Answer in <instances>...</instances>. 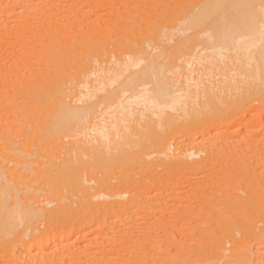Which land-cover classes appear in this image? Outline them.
Masks as SVG:
<instances>
[{
	"label": "rangeland",
	"instance_id": "374dc122",
	"mask_svg": "<svg viewBox=\"0 0 264 264\" xmlns=\"http://www.w3.org/2000/svg\"><path fill=\"white\" fill-rule=\"evenodd\" d=\"M178 1L179 3L181 1L182 5L189 0H184V2H182V0ZM192 1L190 3H192ZM195 1L197 0H194L193 2ZM179 3L178 5L181 6ZM187 5H182L183 8L181 7V9L177 6L179 11L176 10V13L174 12L175 14L173 12H167L166 14L164 11L165 15L162 12L161 15L164 17H160L161 20H164L166 17L169 18L168 20H166V18L165 21L160 20V12L157 10L159 7H164L152 5L153 7H149V9L147 8L144 10V13L141 14V12H143L142 10L136 14L134 17L136 20L133 18V21L131 20L132 22L130 19L128 20L126 18L128 21L127 23L130 22V25L125 22L126 19H121L122 22H120V20H117L116 16H112L117 14V9H109L110 7L108 6L103 9V6L101 7V5L91 8L88 7L82 17L78 19V22L73 18V22L71 21V24H67L68 27L69 25L71 27H67L69 30H65L66 33L70 31L71 33L69 32L67 34L73 35L71 37H74L76 39L74 40L78 41V43L80 42L81 44L83 40H80L83 38L84 34H88V30L91 31L89 32V36L93 41H96V39L98 41L100 39L101 41L103 37H106V39L104 38V40H102L105 42L102 43V47L104 48L105 46V51L108 50V52L104 51V57H107L105 64L111 67L118 65V69L122 65L121 67L124 72H120L118 79L119 82L112 84V86H106V89L102 90L104 92L101 90L96 91L94 87L92 88L96 92L94 90V92H92V88L88 87V85L91 87V84L87 83V86L83 85L85 83L82 81L85 79L83 76L81 81L84 83L73 86V84L77 83V79L80 78V73L74 69L76 68L75 66H72L73 69L70 67V71L74 72V77L76 75V78L77 76L78 78H72L73 81H70L69 79L70 84L68 82V87L70 91H68L69 95L67 96V101L69 100L70 103L72 102L71 105L75 110L78 109L80 112L78 114L79 117L74 119L72 124L73 126L71 127L73 129H70L71 132L64 131L59 135H55L52 137L51 141L42 139L39 144V147L42 148L43 152L47 155L44 159L49 160V163L51 164L49 173L51 179L53 180L58 178L60 176L59 174L61 169H63L65 177L58 179L56 183L58 185V190L62 188V190L65 191V187L70 186L71 182H74L75 184L77 179L82 178L86 185L92 186L93 184H96L97 186H101V189L103 188L102 190L105 193L110 191L109 186H111V184L122 185L126 183V181H131L140 189L145 185L143 190H141L145 193H151V204H158V207L154 210H151L150 205L143 204V208L139 211L137 209L141 206H139V204H135L130 210H135L134 214L131 212L124 214L122 216L123 218H109V226L106 228L97 232H92L95 228L88 227L84 231L74 234L71 239H67V246H71V244H80L84 239H87L94 245L99 246L103 241L108 242L112 238H114L117 243L122 245L124 243L130 245V248H125L117 252H109L108 254H104L102 252L98 253L96 259H101V255L103 257L104 255L106 256V260L102 262L103 264H115V260L116 263L120 262L121 264H249L246 252L251 246L254 248V254L260 250L264 255V245H262V243L256 238V236L264 230V141H262V139H264V135L261 132L256 133L255 129H253L252 132L254 133L251 135L247 134V128H252V119L249 115L246 116V122L248 124L245 125L241 119V117H244L242 115L245 113L240 112L234 114L230 120L232 124L229 127L233 130V133L229 135L225 133H222L219 136L214 135L213 138L216 140L218 138H225V140H228L229 142L224 147L220 144L216 146V149L210 154L211 158H214L211 162H208V159L207 161L201 159L202 157H207V155L203 153L200 155L194 153L193 156L184 158L192 162L193 165L181 168L177 170V172L173 173V176L177 178V180L172 181L171 185L169 187L167 186V190L163 193L160 189L161 185L158 182H155L154 179L167 180L168 174H166L162 168H159L158 170L148 168V166L144 163L145 161H143L144 158H141L142 161L139 162L141 164L140 166L136 165L130 156L131 153L137 149L144 156V154L147 155V152H151L149 150L154 151L155 148H157V146H154L156 143L154 141H157L158 137L164 133L163 130L166 131L167 125L165 127H161V125H163V121L161 120L164 119L162 118L164 115L166 119L170 118L169 120H171V115L172 119L173 117H176V123L179 122V120L188 122L197 117L199 118L205 115H213L216 109L226 108L230 102L238 98V95L245 93V89L248 87L251 88L255 82L264 84V80L257 76L259 73L253 59L252 53H254L256 44H251L252 46L248 45L244 49H233L234 53H232L229 49V51H227L225 48L220 47V45L216 46L217 43H215L213 32L211 30L208 31L207 26L206 28L202 27L200 29H196L194 27L191 29L189 28L191 27L190 25H192H189L191 17L199 11H197V9H200V7H195L196 3L189 6ZM261 8L264 10V6L259 7V10ZM87 9L89 10V14ZM155 11L158 14H155ZM150 12L151 15L149 16ZM181 13H183L182 16ZM145 14H148V16ZM171 14L174 15V17L179 15L177 18L178 21L176 18L174 19L172 17L174 20L173 22V20L170 19L172 16ZM99 15H102L103 17H100L101 20L97 25H93V23L89 22L87 18L88 16L97 18ZM157 15L158 19L156 18ZM152 17L157 21H153L154 19L151 20ZM166 21L168 23L169 21H172L171 26L169 24V26H167ZM133 22L134 24H132ZM78 23L80 25H78ZM87 23H89L90 27H88ZM143 23H145L147 28ZM161 23L163 25L165 24V28L162 27L163 25ZM262 23L264 24V21H262ZM115 25L118 27H115ZM125 25L128 26L126 27ZM131 25L133 27L130 28ZM95 26L98 27V30L95 29ZM154 26L156 28H154ZM157 26L159 27L157 28ZM85 27L88 28L86 29ZM120 27L125 29H121ZM263 28L264 25L261 30ZM110 29L113 31L112 33L109 32ZM126 29L129 32H127ZM153 29L156 31L154 32ZM106 30L109 32V35H107V32L105 33ZM119 30L120 32H118ZM123 30L127 34H125ZM134 31L138 35H142L141 39H138L140 36L137 37ZM140 31H142V33H140ZM95 33L97 36H95ZM210 33H212V36H209ZM103 34L107 36H104ZM118 34L121 36L127 35V37L125 36L126 39L130 37V39H132L135 43L137 40L138 42L140 41L138 44H132V41H128L129 39L127 40L129 42L128 43L125 41L126 39L123 38V36L121 37V39H124L126 42V46L132 44V50L134 48L133 46L139 47V49L138 47L134 48L135 52L131 55L136 54L138 50L139 53H141V51L143 53H138L137 56L125 55L127 57H125L124 60L131 61L128 62L129 66H126L130 67L128 68V71L123 68V66H125V62L121 63L120 66L118 63L119 53L117 51L119 50L116 48L119 45L121 46V39L120 37L118 38ZM149 34L152 36L147 37ZM134 36L137 38L134 39ZM143 36L149 38V40ZM110 38L111 41L108 42ZM114 38L119 39L120 44L117 39L115 41ZM141 40H143V44L141 43ZM144 40H148V43ZM98 41L96 42L97 44L94 42L93 44H100ZM124 41L122 40V43ZM107 43L108 45H106ZM111 44H113L112 46L116 48H112ZM123 45L125 46V44ZM94 48L97 47L94 46ZM142 48H145V50H142ZM109 49L114 51L111 52ZM107 53H109V55ZM112 53L114 55L111 56ZM236 57L239 61L235 59ZM97 58L98 57H95L93 59ZM108 58L111 59L108 60ZM97 60L98 61H94L100 62V59ZM135 60L136 64L133 63ZM10 61H8V65L13 63ZM27 63V61H24L22 64L18 63V67L15 66L16 70L14 69V71H11L10 74L18 76L19 73V76H23V74L25 76V72L26 74L28 73V70H24L29 66ZM151 64L153 65L151 66ZM157 64L161 67L165 66V69H167L164 70V74L166 75L165 77H167V79L169 78L168 81L171 85H173L171 89L176 92H174L175 95H173L174 99L171 98V102L174 103V105L171 103L165 106L166 109L164 106H162L163 108L158 107V105L155 106L154 102H152L153 100L155 101L156 98L153 93L155 76H152L153 79L150 77V80L149 78L148 80L146 78L142 79V81L139 80L141 81V84H143V87L140 85L139 81V84L135 85L132 89L126 88L121 84L123 83L122 80L126 79L125 77L128 75L129 78L137 75L139 76V73H143L142 71H144V69L146 70L150 66L155 68L154 66ZM75 70L77 73H75ZM69 72L66 71L67 74L65 71L62 72L63 77L64 74L69 75L71 73ZM133 72L136 74L135 76H133ZM71 74L68 78L73 76V74L72 76ZM22 76L20 77L22 78ZM24 76L21 80L24 79ZM27 76L25 79H28ZM35 76L36 75H34V78ZM72 82L73 84L71 85ZM147 83H149V85ZM251 83H253L252 86ZM119 84H121V86ZM155 84L157 85V83ZM69 85L74 87V94L71 92L73 89ZM119 87L122 88L123 91ZM154 87L156 88L155 85ZM117 88H119V90ZM76 89H78V92ZM112 89L115 90V94L118 96L117 101V98H105V95H107V93L110 94ZM144 89L146 92L143 91ZM137 92L139 93L137 94ZM70 93H72V95ZM178 98H181V100H178ZM151 99H153L151 101L152 103L150 102ZM176 100L180 102L177 104ZM123 101L125 102L121 103ZM88 104L93 106V108L90 109L93 114L91 112L87 113L84 111V106H87ZM82 110L83 113H81ZM166 112L167 115L169 113L167 116L168 118L166 117ZM81 115L84 116L81 117ZM10 119L12 122L16 123L13 114L10 115ZM159 121L161 122L159 123ZM223 124L224 123L220 121L214 122L207 128V130L211 128L217 129ZM100 129L104 132L99 133L101 132ZM257 130L263 131L262 127H257ZM181 137V133L178 134V138L180 139ZM11 138L13 140H19L16 145H19L22 141L21 138L14 135ZM114 144L118 145L115 147ZM39 147L37 146L36 149H39ZM109 150L110 152H108ZM8 152L11 153V150ZM103 154H107V156H102ZM115 154H121V156H119V158H117V156H112ZM147 156L144 157L146 159H152L154 156L155 158V154L152 156L149 154V156ZM150 156L152 158H149ZM29 157L30 159H38L39 154H32ZM195 160L196 162H194ZM141 162H143V164ZM80 163V167L82 169L79 167ZM12 165L13 167L15 166V164ZM39 165L40 163L32 161V167ZM17 166L21 165L18 164ZM80 169L81 171H78ZM74 170L75 172L77 171L81 173V176H79V173H75L71 176V173L73 174ZM12 172L14 174H18V171L16 170H13ZM31 172L32 174L37 173L36 170H32ZM31 180L32 179H28L26 184H29ZM56 184L53 182L50 183L51 187L47 195L44 196L45 198L56 196L58 194L57 189L54 188ZM64 195L67 198L69 197L66 193ZM71 195H73L76 205H79V202L81 201L80 197L75 194L74 191L71 192ZM99 198L101 200L110 199V197ZM152 213L153 216H151ZM128 215L131 216L130 219L139 218L141 221L148 219L153 223L151 225L152 229H149L148 232L149 234L155 233V246L147 245L146 238L143 237L144 235L142 233H135L136 227H143L146 226V224L135 225L132 221L130 223L128 222V224L125 222V217ZM161 217H167L168 219L177 218V221L174 225L166 224L158 231L156 229L158 227L156 219L161 220ZM111 220L117 221V224H115L116 228L114 229L110 228ZM100 226H103V224H100ZM144 230H147V228H144ZM87 232L90 233L87 234ZM149 234L146 235L149 236ZM261 264H264V261Z\"/></svg>",
	"mask_w": 264,
	"mask_h": 264
},
{
	"label": "bare ground",
	"instance_id": "6f19581e",
	"mask_svg": "<svg viewBox=\"0 0 264 264\" xmlns=\"http://www.w3.org/2000/svg\"><path fill=\"white\" fill-rule=\"evenodd\" d=\"M191 1L192 0H189L188 2H185V4L191 5L196 3L195 7L198 6L200 9L198 8L197 11H199L191 17L189 25H192H190L191 27L189 28L191 29L194 27L196 29H200L202 27L206 28L207 26L208 31L211 30L213 32L215 43H217L216 46L220 45V47L225 48L227 51L230 50L232 53H234L233 49H244L248 45L256 44L254 53H252L253 59L259 73L257 76L264 80V28L261 30L264 25L262 23V21H264V10H262L263 8L259 10V7L264 6V0H197L195 2H193V0L192 3H190ZM182 2H184V0H182ZM178 3V0H0V264H103L102 262L106 260V256L104 255L103 257L102 255H99L101 259H96L98 253L102 252L104 254H108L109 252H117L125 248H130V245H127L126 243L122 245L117 243V241L112 238L108 242L103 241L99 246L94 245L87 239H84L80 244H71V246H67V239H71L74 234H78L88 227L95 228L92 232L100 231L101 229L109 226V218L122 217L124 214L131 212L134 214L135 210H130L135 204H139V206H141L137 209L138 211L143 208V204L150 205L151 210L158 207V204L150 203L151 193H145L142 191L145 185L141 187V190L131 181H126V183L122 185L111 184V186H109L110 191L105 193L102 190L103 188L101 189V186H97L96 184H93L92 186L86 185L80 177L81 179H77L75 184L74 182H71L70 186H66L65 191H63L62 188L58 190V185L56 184L58 179L65 177L63 169H61L59 174L60 176L58 178L53 180L51 179L49 174L51 164L49 163V160L44 159L47 155L43 152V149L39 147V144L42 139L51 141L53 136L59 135L64 131L69 132L70 129L72 130L73 128L71 127L73 126L72 124L74 119L79 117L78 114L80 112L78 109L75 110L71 105L72 102L70 103L69 100L67 101V96L69 95L68 91H70L68 82L70 84L72 78H76V75L74 77V72L70 71V67L75 66L76 68L74 69L80 73H78L80 78L77 79L78 76L76 78L78 84H73L72 82L71 85L73 84V86H76L85 82L83 84L84 86L88 83L91 84V87L88 85L89 88L94 87L96 91H102L106 89V86H112V84L119 82L118 79L120 72L123 71L121 67L122 65L120 66L121 63L125 62V66H123V68L127 71L129 70L128 68L130 67L126 66H129L128 62L131 61L124 60V58L127 57L125 55L137 56L139 53L138 50L136 54L131 55L135 52L134 48H137L138 46H133L134 48L132 50L131 45L135 42L130 39V37L128 38L129 40L126 39L127 35H125L126 37L122 35L123 38L126 39V42L132 41V44L129 45L130 47L126 46V42L124 39H121L122 36L118 34V38L120 37L121 39V46L119 45L117 48L112 46L113 44H111V46L112 48L114 47V49L116 48L119 50L117 51L119 53V62H117L120 66L119 69H121H118V65L114 67L108 66L105 64L107 57H104L105 52H108V50L106 49L107 51H105L104 45V48L102 47V43H105L102 40H104V38L106 39V37H103L101 41L100 39L99 41L96 39L94 42L89 36V32L91 31L88 30V34H84L83 38L80 40H83L81 44L80 42L78 43V41H75L76 39L74 37H71L73 35L67 34L70 31L66 33L65 30H69L68 28L71 27L70 25L68 27L67 24L70 23L73 18L78 22V19L82 17L88 7L91 8L101 5V7L103 6V9L104 7L107 8V6L110 7L109 9H117V14L112 16H116L117 20L122 22L121 19L126 18L131 21L136 14L143 10V12H141L142 14L144 13V10L147 8L149 9V7L151 8L154 5L164 7H159V9L163 11L157 9L158 12H160L159 18H163L164 16L161 14L162 12L165 14L164 11L166 14L167 12L176 13V10L179 11L177 9V6H179ZM179 4L181 5V1ZM185 4L183 3L182 5ZM182 5L179 6L180 9L181 7L183 8ZM88 11L89 10L87 9V12ZM177 13L180 14L179 12ZM155 14L158 13L156 12ZM182 14L183 13H181V16ZM150 15L151 12L149 16ZM101 16L99 15L97 18L88 16L87 18L89 22L93 23V25H97L101 20ZM146 16H148V14ZM178 16L179 15L174 17V15H172L170 19L173 20V18H176L178 21ZM153 17L151 20L155 18ZM156 18L158 19V15ZM127 19L125 21L126 23L128 22ZM165 19L162 20L165 21ZM168 19L169 18L166 20ZM134 20L136 19L134 18ZM155 20L156 19L153 21ZM171 22H167L166 25L171 26ZM79 23L78 25H80ZM87 24L88 27H90L89 23ZM127 24L130 25V22ZM132 24H134V22ZM143 24L145 25V23ZM164 25L162 27H164ZM125 26L127 27L128 25ZM95 27V29L98 30V27ZM115 27L118 26L115 25ZM131 27L133 26L131 25L130 28ZM158 27L159 26H157V28ZM154 28L156 27L154 26ZM111 29L109 32L112 33L113 31ZM121 29L125 28L122 27ZM106 32L107 30L105 33ZM109 32H107V35H109ZM118 32H120V30ZM140 33H142V31H140ZM97 34L95 36H97ZM125 34L127 33L125 32ZM135 34L137 37L140 36L136 32ZM103 35L107 36L105 34ZM141 36L138 37V39H141ZM148 36L152 35L149 34L147 37ZM209 36H212V33H210ZM116 39L117 38H114L115 41ZM147 39L149 40V38ZM122 40L124 41L123 43ZM148 40L144 41L147 42ZM97 41L100 42L101 45L99 43L98 45L93 44V42L97 44ZM110 41L111 38L108 42ZM117 41L119 43V39H117ZM136 43L138 44L140 41L138 42L137 40ZM141 43L143 44V40H141ZM123 44H125L128 48H126ZM106 45H108V43ZM94 46L97 48H94ZM109 50L111 51L112 49ZM142 50H145V48H142ZM107 54L109 55V53ZM139 54H143L142 51ZM112 55L114 54L112 53L111 56ZM95 57H98L97 59H100V62H96L98 60L93 59ZM110 59L111 58H108V60ZM235 59H237V57ZM10 60L13 63L8 65V61ZM24 61H27V64H29V68L24 67V70H28L29 74L27 73V76L25 72V76L23 74L24 79L21 80L23 76L20 75L22 76L21 78L19 73L18 76L15 74L14 76L10 73L11 71H14L15 66L18 67V63L22 64ZM237 61L239 60L237 59ZM133 63L136 64V60ZM152 65L153 64H151V66ZM157 65L154 66L155 68L150 66L151 68L148 67L146 70L144 69V71H142L143 73H139V76H135L136 74L133 72V76L135 77L129 78L128 75L125 77L126 79L120 80L123 81V83H121L123 86L132 89L135 85L139 84V80L142 81V79L145 78L147 80L149 78L150 80V77L155 76L154 82L157 83V85L154 82L153 83L156 88L153 84L152 85L153 93L156 98L155 101L151 99L150 102L153 100L152 102H154L155 106L158 105V107H165L172 103L171 98L174 99L173 95H175V90L173 91L171 89L173 85H171L168 81L169 78L167 79V77H165L166 75L164 74V70H167L165 69V66L161 67L160 65ZM76 70L75 73H77ZM64 71L65 73L66 71H70L71 73L73 72V76L69 72L72 76L71 78H68V76L70 77V74L66 75L67 73L64 74L63 77L62 72ZM34 75H36L35 78ZM26 76L28 79H25ZM82 76L85 78L82 80L84 82L81 81ZM151 79H153V77ZM141 81L139 82L143 87ZM149 83L147 84L149 85ZM255 83L254 85L257 84L256 86H252L253 83H251V88L248 87L249 89H245V93L238 95V98L230 102L226 108L216 109L213 115H205L199 118L197 117L188 122L179 120V122L176 123V117H173L172 119V115L170 114L171 120H169L170 118L167 117L169 113L167 115L166 112V117L168 119L164 117L165 115L163 117L161 116L167 120H161L163 121V125H161V127H165L167 125L166 131L163 130L164 133L158 137L157 141H154L156 143L153 145L157 146V148H155L154 151L149 150L151 151L150 153L147 152L148 156L149 154H151V156L155 154V158L154 156L153 158L150 156L149 158L152 159H146L145 157L147 155L144 154V157L137 149L130 155L134 164L140 166L141 164L139 162L142 161L141 158H144L143 161H145L144 163L148 166V168L157 170L162 168L164 172L168 174L167 180L154 179V181L161 185L160 189L163 193L167 190V186L169 187L171 185L172 181L177 180V178L173 176V173L177 172V170L181 168L193 165L192 162L184 158L193 156L194 153L199 155L203 153L207 155V157H202L201 159L206 161L208 159V162H211L214 158H211L210 154L216 149V146L219 144L223 147L226 146L229 142L228 140H225V138H218L216 140L213 137L214 135L219 136L222 133L227 135L233 133V130L229 127L232 124L230 120L234 114L240 112L245 113L242 115L244 117H241L245 125L248 124L246 122V116L249 115L252 119V128H247L246 130L248 135L254 133L252 132L253 129H255L256 133L261 132L264 135V84ZM121 84L119 85L121 86ZM71 85L69 86L71 87ZM73 86L71 87L73 89L71 92L74 94L75 90ZM119 88L117 89L119 90ZM94 89L92 88V92L95 91ZM76 90L78 92V89ZM143 91H145V89ZM110 92V94L107 93V95H105V98H117V101L118 96L115 94V90L112 89ZM72 93L70 94L72 95ZM138 93L139 92H137V94ZM179 99L181 100V98H178V100ZM178 100H176L177 104L180 102ZM124 102L125 101L121 103ZM172 104L174 105V103ZM91 106V104L84 106V111L87 113L91 112L90 109L93 108V106ZM81 113H83V110ZM11 114L14 115L16 123L11 121ZM84 115H81V117ZM161 121H159V123ZM219 121L224 123L221 127L207 130L210 125ZM257 127H262L263 131H258ZM103 132L101 130L99 133ZM180 133L182 137L179 139L178 134ZM13 135L21 138L22 141L19 145H16L19 140L17 141L11 138ZM262 141H264V139H262ZM117 145H115V147ZM37 146L39 149H36ZM9 150H11V153L8 152ZM108 152H110V150ZM143 152L146 153L145 151ZM36 153L39 154V158L30 159L29 156ZM102 156H107V154H103ZM112 156H117V158H119L121 154H115ZM32 161L40 163V165L32 167ZM194 162H196V160ZM141 163L143 164V162ZM12 164H15V166L13 167ZM18 164L21 166H17ZM80 166L81 163L79 164V167ZM81 169L78 171H81ZM13 170L18 171V174H14L12 172ZM32 170H36L37 173L32 174ZM75 170L73 174L71 173V176L75 173H79L77 171L75 172ZM79 176H81V173H79ZM28 179L32 180L29 184H26ZM51 182L56 184L54 188L57 189L58 194L56 196L45 198L44 196L47 195L51 187ZM72 191L80 197L81 201L79 202V205H76L73 195H71ZM65 193L69 195L68 198L65 197ZM99 197H110V199L101 200ZM151 216H153V213ZM130 218V215L126 216L125 222L130 223L132 221L135 225L146 224V226L143 227H136L135 233H142L144 235L143 237L146 238L147 245L155 246V233H150V236L148 232L149 229H152L151 225L153 223L148 219L141 221L139 218ZM156 220L158 223V227L156 229L159 231L166 224L174 225L177 218L168 219L167 217H161V220ZM110 223V228H116V220H111ZM100 224H103V226H100ZM144 228H147V230H144ZM90 232H87V234ZM146 234H149V236ZM256 238L262 243V245H264V230L261 231ZM253 251L254 248L251 246L246 252L249 260L248 263L261 264L264 261V255L260 250H258L255 254ZM115 264L121 263H116L115 260Z\"/></svg>",
	"mask_w": 264,
	"mask_h": 264
}]
</instances>
